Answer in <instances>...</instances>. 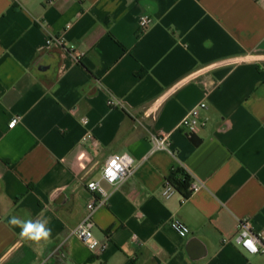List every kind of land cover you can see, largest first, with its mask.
Returning a JSON list of instances; mask_svg holds the SVG:
<instances>
[{
  "label": "crops",
  "instance_id": "crops-1",
  "mask_svg": "<svg viewBox=\"0 0 264 264\" xmlns=\"http://www.w3.org/2000/svg\"><path fill=\"white\" fill-rule=\"evenodd\" d=\"M46 55L52 77L34 72ZM202 102L195 146L181 123ZM162 134L175 154L154 149ZM115 153L135 166L118 186L101 178ZM177 167L204 187L165 198ZM92 180L108 195L94 217L102 252L72 234ZM13 215L46 219L50 237L22 238ZM242 217L264 226V0H0V264H264L236 242Z\"/></svg>",
  "mask_w": 264,
  "mask_h": 264
},
{
  "label": "built area",
  "instance_id": "built-area-1",
  "mask_svg": "<svg viewBox=\"0 0 264 264\" xmlns=\"http://www.w3.org/2000/svg\"><path fill=\"white\" fill-rule=\"evenodd\" d=\"M151 22L149 15H142L140 18V29L143 33ZM53 42L63 45L64 39L61 36H51L47 39L46 43L50 46ZM82 52H74L76 58L81 57ZM123 102L121 99L111 97L108 100V105L111 107H120ZM206 108V103L202 102L193 107L182 120L181 125L184 126L188 132L199 134L200 131L207 125V118L202 115L203 110ZM18 117H14L9 123V127L13 128L18 122ZM87 120L84 119V122ZM95 136L93 133L88 132L84 135L82 141L94 140ZM152 143L154 149L166 150L172 154H175L171 148V141L168 135H153ZM125 153H115L108 157L101 168V178L108 183L118 186L130 180L135 172L134 159L127 153V156L131 157V162L126 157L120 160H116V164L119 165V169L113 168L115 173V179L110 182V178L106 176L105 169L109 166V162L116 159L117 155L123 156ZM87 155L82 152L78 156L79 166L84 170L87 168L86 164ZM204 187V183L200 180L192 177L190 189L191 191L197 192ZM88 188L93 193H97L93 199L87 204L86 213L79 224L73 229L72 234L80 238L91 251L102 252L106 249L107 244L102 243L93 233L94 228V217L96 212L107 203L108 195L102 191L100 184L97 180H92L88 183ZM177 188L168 178L164 185L163 195L165 198H171L176 192ZM171 228L182 238H185L190 233V228L183 221L179 219H172L170 221ZM134 240L138 241V237L134 235ZM245 241L251 242V247L245 244ZM236 242L241 245L246 251L251 254L264 253V226L259 229H254L253 221L250 217H242L238 221V233L236 236ZM255 248V251L251 249Z\"/></svg>",
  "mask_w": 264,
  "mask_h": 264
},
{
  "label": "clouds",
  "instance_id": "clouds-1",
  "mask_svg": "<svg viewBox=\"0 0 264 264\" xmlns=\"http://www.w3.org/2000/svg\"><path fill=\"white\" fill-rule=\"evenodd\" d=\"M127 156L125 153L123 156L117 155L115 160L109 162V166L105 169V174L110 178V182L115 179V173L113 168L119 169V165L116 164V160L123 159ZM129 163L131 162V157L127 156ZM10 227L20 228V236L30 241L39 242L42 240H47L52 232V229L48 227V221L45 219L43 221L33 222L31 220H22L15 215L11 216L8 220ZM245 244L251 247L250 241H245ZM255 251V248L251 249Z\"/></svg>",
  "mask_w": 264,
  "mask_h": 264
},
{
  "label": "trees",
  "instance_id": "trees-1",
  "mask_svg": "<svg viewBox=\"0 0 264 264\" xmlns=\"http://www.w3.org/2000/svg\"><path fill=\"white\" fill-rule=\"evenodd\" d=\"M178 191L184 192L185 195L190 193V185L192 181V175L184 167L174 168L170 176L168 177ZM58 245L57 241L50 242L44 251V255L48 252L53 251Z\"/></svg>",
  "mask_w": 264,
  "mask_h": 264
},
{
  "label": "water",
  "instance_id": "water-1",
  "mask_svg": "<svg viewBox=\"0 0 264 264\" xmlns=\"http://www.w3.org/2000/svg\"><path fill=\"white\" fill-rule=\"evenodd\" d=\"M48 58H50L49 55L44 56L42 59H40L37 64L34 67V72L35 74L39 75L42 73H46L49 76H54V71H55V61H50L48 62ZM227 127H229L227 125ZM188 139L195 145L199 146L203 142V138L196 133L189 132L186 134Z\"/></svg>",
  "mask_w": 264,
  "mask_h": 264
}]
</instances>
